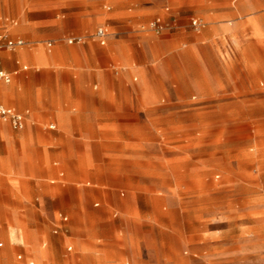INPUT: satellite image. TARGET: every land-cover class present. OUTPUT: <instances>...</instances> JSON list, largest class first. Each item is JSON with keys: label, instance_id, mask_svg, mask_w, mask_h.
Returning a JSON list of instances; mask_svg holds the SVG:
<instances>
[{"label": "rangeland", "instance_id": "374dc122", "mask_svg": "<svg viewBox=\"0 0 264 264\" xmlns=\"http://www.w3.org/2000/svg\"><path fill=\"white\" fill-rule=\"evenodd\" d=\"M183 1L131 2L158 5L125 49L160 94L143 157H94L99 185L37 210L22 246L0 238L13 264L34 242L46 264H264V0Z\"/></svg>", "mask_w": 264, "mask_h": 264}, {"label": "crops", "instance_id": "0c3cea01", "mask_svg": "<svg viewBox=\"0 0 264 264\" xmlns=\"http://www.w3.org/2000/svg\"><path fill=\"white\" fill-rule=\"evenodd\" d=\"M135 1L0 0V33L8 43L24 41L0 48V70L11 75L0 80V103L26 116L21 129L0 120V238L11 246L23 245L19 227L30 226L37 210L61 209L73 203L65 194L100 184L105 166L94 157H143L142 115L160 94L140 89L141 68L125 49L142 33L140 17L155 15L158 5L139 4L131 16ZM105 24L113 32L102 26V43L92 32ZM77 37L83 42H68ZM33 247L37 264H46ZM0 254L2 264H13L8 248Z\"/></svg>", "mask_w": 264, "mask_h": 264}, {"label": "built area", "instance_id": "2783aa9c", "mask_svg": "<svg viewBox=\"0 0 264 264\" xmlns=\"http://www.w3.org/2000/svg\"><path fill=\"white\" fill-rule=\"evenodd\" d=\"M196 24L197 21H194ZM156 29H159L158 27ZM95 37H97L102 43L106 42L107 39V30L104 27H99L96 31ZM8 34L6 32L0 33V48L3 47H13L14 45H22L24 43L23 40H18L16 43H8ZM69 43H80L83 42L81 37L77 38H69ZM0 80H4L6 82L11 81V75L3 70H0ZM6 119L9 120L13 127L16 129H21L25 126L26 116L24 113L19 112L18 110L5 106L0 103V120Z\"/></svg>", "mask_w": 264, "mask_h": 264}]
</instances>
